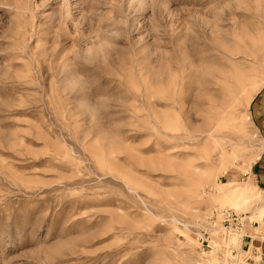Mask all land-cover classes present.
Masks as SVG:
<instances>
[{
    "label": "rangeland",
    "instance_id": "obj_1",
    "mask_svg": "<svg viewBox=\"0 0 264 264\" xmlns=\"http://www.w3.org/2000/svg\"><path fill=\"white\" fill-rule=\"evenodd\" d=\"M263 139L264 0H0V264H263Z\"/></svg>",
    "mask_w": 264,
    "mask_h": 264
},
{
    "label": "bare ground",
    "instance_id": "obj_2",
    "mask_svg": "<svg viewBox=\"0 0 264 264\" xmlns=\"http://www.w3.org/2000/svg\"><path fill=\"white\" fill-rule=\"evenodd\" d=\"M220 77L223 78V86H224L225 91L229 90L228 93H230L231 88H233V86H235V88H238V90H240L241 92H244V94L249 95L248 105L250 104V102L253 99V96H250L253 94L250 90H251V87H253V86H252V84L247 85L248 82H250V80L247 78V75H245L243 73H238L236 75L231 76L229 74L221 73ZM231 93L233 95L234 90ZM232 95H230V96H232ZM246 119H247L246 121H248V125H249V120L247 117H246ZM244 127H245V125H244ZM251 131H252V133L249 136H245L246 134L244 135L246 138L249 139V143H252L255 139H258L255 137L254 131L253 130H251ZM263 152H264V139L258 140V146H256V151L249 158L246 159L248 171L251 170L252 165L259 159L260 155ZM245 166H246V164H245ZM221 185H222L221 187H224V188L225 187H234L235 190L231 191L230 193H227V196L232 198V199H235V201H240L241 203L246 204V203H249L250 201L255 202L256 200H258L254 191L259 190V188H257L253 184L252 178H250L249 181L247 182L246 186H243V187H241L240 185H236L235 183H223ZM260 203H263V201H261ZM212 243H213L214 249L218 251L220 248L218 243H216V241H214ZM210 264H221V263H219L218 260L215 257H213V260Z\"/></svg>",
    "mask_w": 264,
    "mask_h": 264
},
{
    "label": "built area",
    "instance_id": "obj_3",
    "mask_svg": "<svg viewBox=\"0 0 264 264\" xmlns=\"http://www.w3.org/2000/svg\"><path fill=\"white\" fill-rule=\"evenodd\" d=\"M224 218H225V220H227V221H230V220H232V221H236V223H237V226L238 225H242V221H240L237 217H235V218H233L234 217V214H231V213H229V212H225L224 213ZM229 250H231V253L232 254H234L235 252H236V250H235V248L234 247H230V248H228Z\"/></svg>",
    "mask_w": 264,
    "mask_h": 264
},
{
    "label": "crops",
    "instance_id": "obj_4",
    "mask_svg": "<svg viewBox=\"0 0 264 264\" xmlns=\"http://www.w3.org/2000/svg\"><path fill=\"white\" fill-rule=\"evenodd\" d=\"M244 238H246V244H245V247H249V249L251 248V244H253L254 243V240H251V242H248V239H249V237H243V243H242V246H244V243H245V239ZM264 240V239H263ZM259 249H262V251H263V249H264V241H263V243H261V245H259V247H258ZM257 248V249H258ZM264 252V251H263ZM255 264H262V260H261V262H259V263H256L255 262ZM263 264H264V262H263Z\"/></svg>",
    "mask_w": 264,
    "mask_h": 264
}]
</instances>
